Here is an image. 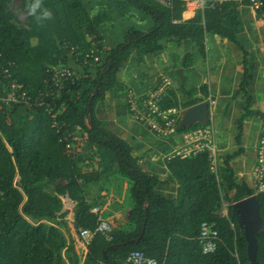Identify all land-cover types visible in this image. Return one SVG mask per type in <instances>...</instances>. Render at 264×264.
Segmentation results:
<instances>
[{"label":"trees","instance_id":"1","mask_svg":"<svg viewBox=\"0 0 264 264\" xmlns=\"http://www.w3.org/2000/svg\"><path fill=\"white\" fill-rule=\"evenodd\" d=\"M15 1H20L26 13L28 0H0V69L13 64L10 79L0 76V92L16 82L36 98L40 91L47 92L48 70L60 65L70 67L80 77L46 97L44 106L9 108L0 100V264H81L75 242L62 230L67 227L64 198L68 196L75 205V231L95 230L99 216L92 209L105 204L102 192H108L111 183L122 187L125 181L131 184L129 224L123 230H113L111 240L96 234L82 264H129L127 258L133 251H141L159 264H252L232 205L257 195L264 218V193L239 181L232 164L236 154L221 159L218 175L205 153L166 158L169 178L162 180L159 174L145 171L140 158L133 155L134 147L116 135L96 112L108 93L124 90L118 73L126 62L134 56L143 61L146 55L162 50L164 39L192 42L191 51L178 63L184 69L194 66L196 51L206 56L209 34L239 43L244 29L240 5L224 3L176 24L174 21L183 20L186 10L182 0H174L172 7L155 0H115L122 16L146 13L154 18L155 26L147 32L133 27L123 43L108 49L101 35L111 18L106 10L90 13L83 0H42L53 14L51 19L37 22L26 13L28 24L22 27L16 22ZM71 46L77 48L72 55ZM96 48L100 50L99 62L86 58ZM72 64L80 69L76 71ZM244 64L241 90L253 80L249 62ZM180 90L185 101L181 104L171 89L162 101L164 109H185L209 96L208 85L200 89L185 85ZM253 101L249 96L246 117L260 114L264 121V113L251 110ZM199 125L178 126V131L185 133ZM80 138L92 148L115 154L118 165L108 177L79 151ZM88 165L91 172L86 171ZM173 182L179 185L175 198L160 191L161 184ZM93 186L96 191L89 203L87 193ZM224 200L230 202L228 216L219 214ZM205 221L216 222L220 233L218 249L209 255L202 253L197 240ZM145 225L140 242L128 243L140 237ZM257 242V260L264 264V231ZM113 245L119 248L104 255L103 251Z\"/></svg>","mask_w":264,"mask_h":264},{"label":"crops","instance_id":"2","mask_svg":"<svg viewBox=\"0 0 264 264\" xmlns=\"http://www.w3.org/2000/svg\"><path fill=\"white\" fill-rule=\"evenodd\" d=\"M90 13L96 14L106 10L111 14L105 26L101 29L104 46L108 49L123 43L127 33L136 27L144 32L155 26L154 18L146 13L128 18L118 13L115 0H83ZM244 29L239 34V43L207 35L206 56L195 52V64L184 69L178 63L182 57L191 51L190 40L180 41L177 38L164 39L162 50L145 56L143 61L132 57L121 68L118 79L124 86L120 93H108L103 103L97 106L98 117L105 121L108 127L133 147V155L140 158V164L148 174L157 173L162 180L169 178L165 159L170 158L176 148L184 143L183 133L178 132L170 139L158 137L153 132L133 121L127 110V93L132 90L143 94L153 88L163 77H169L174 82L173 89L177 92L180 103L185 101L182 84L176 71L183 69L188 88L200 89L208 85L209 96L216 102L212 109L216 142L220 149V159L228 154H236L232 160L239 181L254 187V170L256 166L257 149L260 142L264 122L260 114L246 117L249 96L254 97L251 110L264 113V11H255L248 5L240 6ZM191 13V15H187ZM195 12L185 11L183 19L189 20ZM106 54H103L105 57ZM249 62L252 84L241 90L244 82L245 62ZM76 71L80 68L72 64ZM179 83H178V81ZM181 87V88H180ZM185 87V86H184ZM201 96V92L198 93ZM22 111V112H21ZM23 113V110H20ZM79 151L95 164L103 177H108L117 167V160L112 151L103 148H92L85 142L79 145ZM92 168H86L91 172ZM179 185L175 182L161 184L160 191L172 198L176 197ZM109 191L102 192L105 204L100 209V216L107 220L113 230L125 229L130 222L132 206L129 200L131 184L125 181L122 187L114 183L109 185ZM96 187L87 193L89 203L94 199ZM74 203L69 199L64 204L67 212L66 220L73 229L77 252L82 262L88 251V246L79 239L74 229ZM81 262V264H82Z\"/></svg>","mask_w":264,"mask_h":264},{"label":"built area","instance_id":"3","mask_svg":"<svg viewBox=\"0 0 264 264\" xmlns=\"http://www.w3.org/2000/svg\"><path fill=\"white\" fill-rule=\"evenodd\" d=\"M158 3L172 7L174 0H155ZM185 4V11L197 13L204 12L207 9H216L218 6L228 2H234L242 5H248L255 11H264V0H182ZM183 20H175L174 23H181ZM70 54H74L77 48L74 46L68 47ZM100 50L98 48L92 49L86 58H92L95 62L101 60L98 55ZM13 64L8 67L0 69V76L4 79L12 77L11 69ZM49 78L45 81L47 85V92L40 91L36 98L32 97L22 86L16 82H12L9 88H3L0 92V100L3 104L10 107L19 106L22 108H33L45 105V99L48 96L54 95L56 92L65 88L67 82L74 83L79 77L80 73L73 71L70 67L60 65L51 67L48 70ZM1 82V81H0ZM174 82L169 77H163L153 88L143 94H138L132 90L127 93V110L130 118L153 132L158 137L170 139L175 136L180 124L183 108L172 107L164 109L162 101L168 92L173 89ZM210 105V119L206 124L188 130L183 133L184 143L171 157L179 156L181 158H188L197 156L199 154H207L211 164L212 171L218 175L220 166V149L216 142V134L214 127V120L212 109L216 102L210 97L208 100ZM47 110L53 118V109L48 105ZM71 145H67L70 150ZM170 157V158H171ZM254 187L258 193H264V128L261 132L260 142L257 149L256 166L254 170ZM69 197L64 198V202L68 201ZM230 206V204H229ZM93 213L99 216L98 224L95 230L81 228L79 230V239L87 246L91 243L94 236L98 233L103 234L108 240L112 239L111 233L113 228L111 224L100 216V209L94 207ZM222 216H228L224 214ZM234 228V225H232ZM198 242L201 246L204 255L213 254L217 251L220 242V233L216 222L205 221L201 224L200 235ZM129 264H159L155 258L145 255L141 251H133L127 258Z\"/></svg>","mask_w":264,"mask_h":264},{"label":"water","instance_id":"4","mask_svg":"<svg viewBox=\"0 0 264 264\" xmlns=\"http://www.w3.org/2000/svg\"><path fill=\"white\" fill-rule=\"evenodd\" d=\"M181 80L182 87L185 86L186 76L183 69L176 71ZM98 91H96V94ZM210 119V105L208 101L200 102L194 106L183 109L179 127L192 128L197 124H206ZM233 211L238 218L239 226L244 232L248 243V256L252 264H260L257 260L258 242L257 237L260 232L264 231V218L260 213V203L257 195L236 202ZM146 231V225L140 237L137 240H130L128 243H139ZM126 244V243H125ZM119 245H113L103 251L106 255L109 249H118Z\"/></svg>","mask_w":264,"mask_h":264},{"label":"rangeland","instance_id":"5","mask_svg":"<svg viewBox=\"0 0 264 264\" xmlns=\"http://www.w3.org/2000/svg\"><path fill=\"white\" fill-rule=\"evenodd\" d=\"M14 14L16 16L17 19V23L22 26V27H27L28 24V19H27V15L24 12V10L22 9L21 3L20 1H15L14 2ZM178 81V80H177ZM179 83V81H178ZM263 119V118H262ZM264 122V121H263ZM83 140H81L80 138V144L82 143ZM178 148H176L177 150ZM174 154V153H173ZM172 154V155H173ZM87 168H92L91 166L88 165ZM223 196H225V193L223 192ZM229 204L230 202L228 200H224L223 201V205L219 211L220 215H224V214H228L229 213ZM62 230L66 233V236L68 239L73 240L76 244V241L74 239V235H73V229L70 227L69 222L67 221V227H62Z\"/></svg>","mask_w":264,"mask_h":264},{"label":"clouds","instance_id":"6","mask_svg":"<svg viewBox=\"0 0 264 264\" xmlns=\"http://www.w3.org/2000/svg\"><path fill=\"white\" fill-rule=\"evenodd\" d=\"M25 11L28 16L33 17L37 22L51 19L53 15L51 10L43 5L42 0H28Z\"/></svg>","mask_w":264,"mask_h":264},{"label":"bare ground","instance_id":"7","mask_svg":"<svg viewBox=\"0 0 264 264\" xmlns=\"http://www.w3.org/2000/svg\"><path fill=\"white\" fill-rule=\"evenodd\" d=\"M187 15H190V14H187Z\"/></svg>","mask_w":264,"mask_h":264}]
</instances>
